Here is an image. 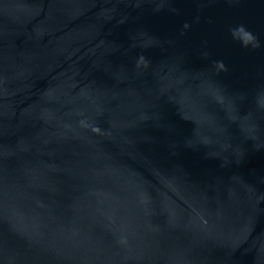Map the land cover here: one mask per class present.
Here are the masks:
<instances>
[{"label":"water","instance_id":"1","mask_svg":"<svg viewBox=\"0 0 264 264\" xmlns=\"http://www.w3.org/2000/svg\"><path fill=\"white\" fill-rule=\"evenodd\" d=\"M0 264H264V0H0Z\"/></svg>","mask_w":264,"mask_h":264}]
</instances>
